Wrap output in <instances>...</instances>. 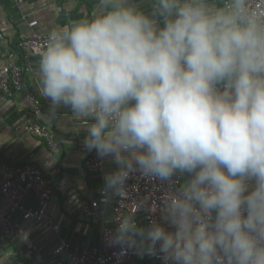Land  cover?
I'll list each match as a JSON object with an SVG mask.
<instances>
[{"label": "clouds", "instance_id": "clouds-1", "mask_svg": "<svg viewBox=\"0 0 264 264\" xmlns=\"http://www.w3.org/2000/svg\"><path fill=\"white\" fill-rule=\"evenodd\" d=\"M53 28L39 53L43 95L87 125L85 144L118 169L170 182L174 231L122 214L110 240L166 264H264V4L249 0H100ZM91 120V123L88 121ZM158 246V247H157Z\"/></svg>", "mask_w": 264, "mask_h": 264}, {"label": "crops", "instance_id": "crops-1", "mask_svg": "<svg viewBox=\"0 0 264 264\" xmlns=\"http://www.w3.org/2000/svg\"><path fill=\"white\" fill-rule=\"evenodd\" d=\"M136 2L146 12L150 11V0ZM100 10V0H24L21 3L0 0V77L7 74L12 65H19L24 82L21 91L11 94L0 91V181L11 167L31 163L54 189L51 198L45 202L33 190H27L21 199V211H13L0 191V213L10 214L18 224L13 236H0V264H38L44 259L50 260L51 264H65L66 253L54 252L61 243H67L70 249L104 248L102 231L112 224L113 201L117 197L111 191H105V176L115 172L118 165L114 157L108 155L101 157L103 166L99 174L87 170L85 161L98 155L85 144L87 125L73 116L70 107L61 105L53 109L43 95L37 71L41 51L28 50L24 63L18 47L22 35L48 34L57 26L91 18ZM31 20L37 21L33 27L28 25ZM26 91L40 99L42 109L37 122L53 133L57 150L50 149L42 137L24 128L31 118L30 105L24 96ZM176 176L182 183L188 179L187 174ZM102 195L107 201L100 202L93 214L81 215L75 209L76 199H97ZM39 207H44L45 220L23 218V211ZM158 222L166 231H174L162 210ZM53 224L58 228L54 230ZM138 225L147 227L149 224L140 218ZM115 264L161 263L137 253Z\"/></svg>", "mask_w": 264, "mask_h": 264}, {"label": "built area", "instance_id": "built-area-1", "mask_svg": "<svg viewBox=\"0 0 264 264\" xmlns=\"http://www.w3.org/2000/svg\"><path fill=\"white\" fill-rule=\"evenodd\" d=\"M21 3L24 0H15ZM252 7H259L264 4V0H249ZM37 23L36 20L29 21L28 25L33 27ZM48 34L30 33L22 35L18 41V47L24 56L28 50L42 51L46 45ZM24 86L22 69L19 65H12L7 74L0 77V91L6 94H11L15 91H21ZM25 98L28 101L31 109V118L24 125V128L38 137H42L48 147L52 150H57V145L54 140V135L46 127L37 122V118L41 113L42 105L40 99L30 91H26ZM87 170L93 174H99L102 170L103 160L97 156L89 157L85 161ZM179 176H173L170 182H164L157 179H152L143 176L140 172L130 174L125 183V195L117 196L113 201L112 224L103 228L102 236L104 248L98 250L96 247H86L83 249H70L67 243H61L54 252L66 253L65 264H115L124 258L132 257L138 252L125 245L114 244L110 240V234L114 233L118 220L122 214H127L129 211H135V205L140 207L136 209L134 219L138 224L140 218L150 224L153 220L159 221L160 211L162 210V198L170 194L181 184ZM33 190L39 199L43 202L48 201L54 189L50 181L42 174V172L31 163H25L11 167L5 176L0 181V191L4 197L12 205V210H23L21 199L27 190ZM107 201V198L102 195L97 199H76L74 201L75 209L81 215L93 214L100 202ZM25 219H33L42 221L46 219L44 207H39L35 210H25L22 212ZM50 223L51 221L48 220ZM52 228H58L57 224H53ZM18 230V224L12 220L10 214L0 213V236L9 238ZM146 257L158 259L161 264H166L162 254H143ZM38 264H51L50 260H41Z\"/></svg>", "mask_w": 264, "mask_h": 264}]
</instances>
